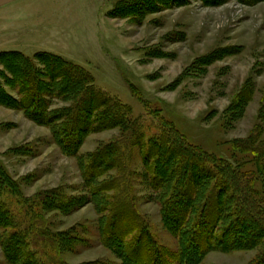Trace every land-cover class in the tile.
I'll list each match as a JSON object with an SVG mask.
<instances>
[{
	"label": "rangeland",
	"instance_id": "1",
	"mask_svg": "<svg viewBox=\"0 0 264 264\" xmlns=\"http://www.w3.org/2000/svg\"><path fill=\"white\" fill-rule=\"evenodd\" d=\"M10 53L36 68L42 87L32 104ZM56 67L90 81L66 87ZM245 88L250 100L234 109ZM94 91L121 115L97 108ZM167 124L211 163L257 173L264 198L255 154L235 144L257 126L256 143L264 141V0L1 5L0 264H156L153 253L157 264H264V234L255 238L249 221L220 240L235 209L230 188L226 216L204 230L206 247L187 244L184 229L217 177L195 184L199 166L177 176V157L161 162L165 149L153 140ZM175 182L186 192L181 208L191 197L183 230L166 206ZM119 204L134 218L124 210L115 226ZM6 206L20 229L3 223Z\"/></svg>",
	"mask_w": 264,
	"mask_h": 264
},
{
	"label": "trees",
	"instance_id": "2",
	"mask_svg": "<svg viewBox=\"0 0 264 264\" xmlns=\"http://www.w3.org/2000/svg\"><path fill=\"white\" fill-rule=\"evenodd\" d=\"M8 56L10 57V59H13V73L14 75L17 74V80L23 84L25 92H30V95H32L29 98L31 100L26 101V103H34L33 101L38 98L42 87V85L40 84L41 82H39L38 80V74L35 72L36 68L29 59L21 56L18 53H10L7 54L6 57ZM54 63H58V60L54 59ZM55 69L60 72L59 78L63 80L64 77H67V79H69V82L65 80L67 82L66 87L67 85L74 87L81 83H89L90 81L89 76L83 73V71L81 70H78L74 74H70L66 71L65 68L56 67ZM240 94L241 95H239L238 99L235 101L234 109L245 105V103L250 100L249 90L247 92L246 88ZM93 95L94 97L92 100H95L97 102V108L104 105L107 106V108L109 109L108 111H110L112 115H121V112L118 109V104L113 103V101H109L108 99L104 98L98 91H94ZM37 107H39V105ZM89 107H91L90 104L87 105V108ZM167 126L169 127V132L165 136H160L159 138H155L153 140L154 142H156L157 146H160L161 148L165 149V154H161V162L165 161L164 164H167V162L171 160V156L177 157L176 161L179 162V166H174L172 168L174 173L177 174V176L188 175L190 177V175L194 173L193 168L199 166L200 172L198 173V175L195 172L196 177L191 178V180L196 181L194 182L195 184H198L197 182H199L200 179L205 180L207 177H217L216 182H213L212 187H210V190L206 192L203 200L197 206V213L190 227L184 229V232H186L187 236V244L197 249L206 247V239L208 236L207 231L204 230L208 226H218V223L222 221L224 215L223 204H225L222 195L229 188L233 193L230 194L227 202L231 203L232 201L233 207L235 209H232L227 213V218L229 219V221L227 222L228 228L226 227V229L223 230L224 233L220 235V240H222L227 235V233H231V235L235 236L236 233L234 231H230V227L235 226L236 228H238L239 225L244 224L245 221L247 223L250 222L252 225H254L253 234L255 238L258 239L260 238V236L262 237L264 234V198L260 195V192L255 189L257 173H255L254 171L244 172L238 168H233L231 166L226 168L218 162H216L215 164L211 163L209 161L210 158L208 157V155H206L205 152H203L201 149H198L196 146L189 144L186 139L177 131L172 129L170 125L167 124ZM256 128L258 129L259 126L255 127L251 135L246 140L238 141L235 144L238 148L252 151L255 154L257 170L259 174L261 172H264V141L262 140L256 143V138L258 136ZM183 185L179 184L178 182H175V184H173L172 186L171 192L166 202L168 211L172 212V215L178 219V227H180L182 230L183 220L186 219V214L188 212L186 211V209L189 203L191 202V197L188 193V197H185V202L187 204L186 207L185 205L184 208H181L182 206L180 207L182 202L181 197L183 195L186 196V192L183 191ZM123 206L124 204L117 205L116 209L111 213L110 221L112 225L117 226V224L119 223V219L122 217V213L125 212L124 210L130 209L129 214L127 216L129 218L130 215L129 221H132V218H134L132 217L133 210H131V208L125 207V209L122 211ZM8 208L9 207H7L5 210L7 215H5L4 218H1L3 220V223H5L6 225H15V227L18 226V228L20 229V225L23 223L19 224ZM224 216H226V214ZM229 228L230 230H228ZM13 237L16 238V234H12L9 236L7 245L15 248L16 243L15 240H12ZM18 239L20 238L18 237ZM250 239L251 241H253L252 238ZM224 247L226 246L224 245ZM139 253L140 252H138V255ZM143 256H146V254H143ZM146 257L154 260L156 264L157 261H159V257L154 253L152 254V256L148 255ZM140 259H142V256ZM26 264L30 263L27 262Z\"/></svg>",
	"mask_w": 264,
	"mask_h": 264
},
{
	"label": "water",
	"instance_id": "3",
	"mask_svg": "<svg viewBox=\"0 0 264 264\" xmlns=\"http://www.w3.org/2000/svg\"><path fill=\"white\" fill-rule=\"evenodd\" d=\"M13 1H16V0H0V6L8 4V3L13 2Z\"/></svg>",
	"mask_w": 264,
	"mask_h": 264
}]
</instances>
